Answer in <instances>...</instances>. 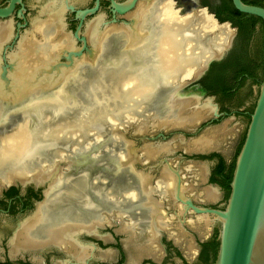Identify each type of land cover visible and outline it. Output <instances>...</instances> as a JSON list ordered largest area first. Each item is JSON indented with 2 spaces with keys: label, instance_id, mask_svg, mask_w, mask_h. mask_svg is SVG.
<instances>
[{
  "label": "water",
  "instance_id": "95a60500",
  "mask_svg": "<svg viewBox=\"0 0 264 264\" xmlns=\"http://www.w3.org/2000/svg\"><path fill=\"white\" fill-rule=\"evenodd\" d=\"M7 1L0 0V4ZM46 1L25 0L27 19L20 35L27 33L18 45L5 50L4 56H8L12 64L10 71L3 73L0 68V100L8 104L23 101L22 113L34 106L22 115L18 125L6 129L13 128L11 132L0 138V187L15 180L44 183L49 176L33 172V163L41 162L39 158L35 160L39 151L47 148L57 164L67 163L68 157L76 152L74 148L82 146L83 137L99 133L102 137L91 150L102 152L116 145L126 163L136 162L135 155H144L146 165L164 157L165 162L168 161L165 164L170 170L162 166L161 177L156 181L159 196L153 205L156 213L145 234L150 242L138 241L135 229L121 226L120 231L127 234V247L133 249L134 261L145 255L160 256L158 230H163L190 254L187 259L198 254L194 232L200 239L218 232L214 264H264V65L261 84L246 81L230 98H225L221 92L210 96L197 85L186 90L199 82L213 63L221 62L229 51L230 55L240 46L238 28L219 22L206 8L197 6L187 11L176 7L175 0H141L134 9L137 0L123 4L112 0L113 12L126 14L129 22L121 17L117 21L119 25L105 26L102 25L105 10L96 12L99 0L95 8L85 11L82 7L90 0ZM232 3L240 13L263 21V32L261 28L257 30L248 46L251 57L256 60L257 46L264 41V8L248 5L243 0H232ZM18 4H22V0H10L7 7L0 8V18H6L0 20V65L4 62L2 49L13 35L14 22L9 17ZM66 4L70 5L69 15L75 14L76 19L81 20L76 38L87 37L79 42L72 37L74 27L65 25ZM46 25L57 29L48 34L49 39L58 43L50 59L38 53V38ZM120 29L126 33L118 32ZM108 41H112V49L103 50L98 60L101 45ZM244 45L243 42L242 49ZM226 82L234 84V72L228 74ZM254 105L250 117V108ZM219 108L226 114L220 115ZM15 113L9 111L0 118V128L6 125L8 116ZM32 115L36 117L34 122L30 119ZM142 135L147 139L138 140ZM89 137L86 140L92 142ZM128 147L138 151L127 157ZM210 152L223 153L227 166L236 160L228 199L220 178L217 183H206L209 171L213 172L221 162L218 157L210 158L212 153L207 155ZM194 153L198 154L187 156ZM42 156V163L47 165L46 156ZM81 156L77 153L74 161ZM100 157L106 164L120 162L105 152ZM124 161L121 162L126 165ZM56 163L49 159L51 168L46 174L55 169ZM96 170L104 174L111 172L108 166L96 167L92 172ZM120 173L119 170L117 174ZM148 182L146 178L147 185ZM126 196L133 201L138 199L133 189ZM164 198H167L164 201L175 199V216L160 210ZM193 201L215 208L199 207ZM137 211L139 209L135 213ZM160 220L167 226L160 227ZM184 221L192 230L189 231L191 239L184 230ZM77 228L70 226L53 232L47 244L67 248L70 245L77 257L84 260L87 251H80L74 240L80 231ZM143 228L148 231L149 227L143 225ZM27 230L25 225L16 233L11 252L0 246V257L47 246L29 241ZM86 230L92 233L94 227ZM36 235L44 238L39 231ZM117 258L118 255L115 260Z\"/></svg>",
  "mask_w": 264,
  "mask_h": 264
},
{
  "label": "flooded vegetation",
  "instance_id": "af4514ba",
  "mask_svg": "<svg viewBox=\"0 0 264 264\" xmlns=\"http://www.w3.org/2000/svg\"><path fill=\"white\" fill-rule=\"evenodd\" d=\"M42 1L44 0H41V2ZM47 1L45 3H47ZM90 1L82 7V11L96 7L98 0ZM115 1L119 4L131 2V0ZM140 1L141 0H137L132 9H134ZM9 2L10 0H8L6 4H0V8L7 7ZM175 2L176 7H181L187 11L195 9L197 6L206 8L210 11V13L214 14L216 18L217 15L215 11H219L223 8L221 0H175ZM69 7L70 5L66 4L67 9L64 19L66 22L65 25L66 27H70V25L74 27L75 30L72 33V37L79 42L82 38L87 37L84 35V37L79 36V38H76L75 33L81 24V20L76 19L77 17L75 14L69 15ZM27 8L25 0H22V4L16 5L13 14L9 17L10 19L13 18L12 21L15 26L13 24V35L11 39L2 49L1 57L2 60L4 58V62H1L0 68L3 73L8 72V70L10 71L12 65L7 59L8 56H6V58L4 56L5 50L11 49L10 47L12 45L15 46L14 44L16 43L18 45L22 36L27 33L26 32L25 34L20 35L22 29L26 25ZM103 10L106 12V14L102 17V25L104 26L108 24H117L118 19L121 17H124V19L129 22V19L125 17L126 14L121 15L113 12L112 0H99V7L96 12H101ZM148 15L149 12L144 18L145 22L148 21ZM69 16L71 19H69ZM0 20H6V18H0ZM85 20L83 21V26ZM226 22L230 23L229 21ZM51 31L57 32V29L46 25L42 29L41 35H39L38 38L40 39L38 53L47 59H50L51 53L55 52L58 45L53 38H48V34ZM121 31L124 30H118V32ZM112 32L115 34V31ZM124 32L126 33V31ZM126 38L129 40L127 35ZM127 42L129 44V41ZM112 47V41L104 43L103 46L101 45L102 50L98 54V60L101 59L100 54L103 50H111ZM233 47L231 49H233ZM127 53L128 52H126V54ZM229 53L230 51L226 54L224 59L227 55H229ZM213 64L199 82L187 87L186 90H189L193 86L197 85L206 90L208 95L211 96L209 91L203 85V81L208 77ZM252 65L254 66L255 63L252 62ZM71 74L72 73H70L69 76ZM98 80L101 81V79ZM68 89L70 90L71 88ZM0 102L3 104L0 106V118H4L5 115L9 114V111L17 113L9 115L5 120L6 125H3L0 128L1 138L2 135L9 133V131L11 132L13 129L12 128L8 131L6 130L7 128H11L14 124L18 125L22 115L33 110L34 106L28 111L22 113L20 108L22 107L21 105L23 101L17 104H8L3 102V100H0ZM219 114L225 115L226 113L219 108ZM30 119L34 122L36 117L32 115L30 116ZM113 131L115 132V130ZM142 136V138L137 139H147L146 136ZM87 137L89 136L83 137L84 141L82 142L83 144L81 147L74 148L76 152L68 157L69 159L67 163L57 164L56 160L53 159L52 156H49L48 151L50 153V150L47 148L39 151L40 153L38 152L39 154L36 155L35 160L39 158L41 162L38 164L33 163V172L38 171L49 176V179L44 183L37 184L34 181L23 183L21 180H15L13 182L3 184L5 185L3 189H1L3 185L0 187V246H2V249L11 252V243L15 238L16 233H18V231L25 225H27L28 228L26 237L29 241L47 245L44 249H27L16 256L5 253V256L0 257V264H214L215 251L213 249V245L217 242L214 232L209 235V238L204 239H200V237H198V233L194 232L196 234L194 237L196 240L195 248L198 254L193 259H187L186 256L190 254L185 251L181 244L177 243L173 238H170L168 233L163 230H158V245L161 248L160 256L154 257L145 255L141 259L134 261L131 257L133 249L127 247L125 243L127 234L120 231L121 226L125 225L126 228L132 227L135 229L137 231L138 241L142 243L150 242L149 239L145 238V234L149 232L152 226L153 215L156 213L153 206L157 203V199L159 198L156 193V181L161 177L160 171L162 166L164 167L165 165L167 169L170 170L165 164L168 161L165 162L167 159L164 157L146 165L144 164L146 161L145 156L143 155L142 157H139L135 155V150L137 149L134 150L132 146L130 148H126L127 154L125 155L127 157L135 155L137 157V161L126 163V160L124 161L121 157L122 154L120 153V155L117 152L118 148L115 145L112 148L104 149L102 152L116 157L120 162L118 161V164H106L105 162L103 163L100 157L102 154L100 150H98L99 152H96L95 149L91 150L92 145L96 144L102 136L99 133L93 134V136L89 137L92 138V142L87 141ZM88 152L89 154H87ZM213 152H210L207 155L211 153L213 154ZM77 153H81L82 156L74 161V156H76ZM43 154L46 156L44 161L47 165L42 163L44 159L42 158ZM196 154L198 153H194L192 155L187 154V156H193ZM217 154L225 159L223 153L218 152ZM49 159L54 160L56 164L55 169L49 174H46L47 170L49 171L51 168L48 167ZM72 159L74 162H72ZM121 161H124L126 165H124ZM189 161L194 162L199 160L190 159ZM102 166H108L111 171L110 174H104L102 172H98V170H96L97 173L92 172L94 168L98 167L101 169ZM119 170L121 171L120 175L117 174ZM147 170L150 172H146ZM214 171L210 173V176L208 173L206 183L210 182L214 178ZM150 173H152V175L154 173L155 176L150 175ZM145 174H149V176L146 177ZM158 174L160 175L158 176ZM146 178L149 180V185L146 183ZM77 185H80V188H77ZM132 189L138 194V199L136 201H133L131 198L126 196L127 193L132 191ZM166 199L164 198L163 201ZM193 203L199 207L215 208L213 205H199L195 201H193ZM175 208L174 199L173 201H164L160 210L169 213V216H175ZM136 209H139L137 213H135ZM135 216L138 217L133 219ZM31 221H33L32 224L30 223ZM185 221L183 227L187 236L191 239L190 236L192 235L189 231L192 230ZM143 225L144 227H149L147 228L148 231L143 228ZM70 226L78 227L77 229L80 230L78 231L79 233L74 236V240L77 242L80 251L83 249L87 251V256L84 260H80L77 257L75 249H72L70 245L67 248L54 243L47 244V242L51 241L53 232ZM163 226L166 227L167 223L160 220V227ZM90 227H94V231L92 233L86 230ZM37 231L43 234V239L37 237ZM117 255L118 258L115 260ZM193 255H195V253ZM63 256L65 259H63Z\"/></svg>",
  "mask_w": 264,
  "mask_h": 264
},
{
  "label": "trees",
  "instance_id": "16d2710c",
  "mask_svg": "<svg viewBox=\"0 0 264 264\" xmlns=\"http://www.w3.org/2000/svg\"><path fill=\"white\" fill-rule=\"evenodd\" d=\"M223 8L219 11H215L217 15V19L220 22L229 21L233 27L238 28V38L240 46L237 45L234 51L225 58L221 63H214L208 77L203 81V85L209 91L211 95L217 94V92H221L225 98L233 97L238 93L241 89L243 84L246 81H254L258 84H261L262 77H263V53H264V41L260 42L257 46V58L256 60L251 57L248 46L252 42L255 37L256 31L260 28L263 32V21L255 16L247 15L240 13L237 11L232 3V0L223 1ZM244 3L248 5L260 6L264 8V0H257L254 2H246L243 0ZM260 26V27H259ZM260 29V30H261ZM243 42L246 44L244 45L245 48L242 49L241 45ZM252 62L255 65H252ZM252 65V66H251ZM234 72V84L228 85L226 82L228 74ZM226 83V84H225ZM224 85V86H223ZM255 108H250V114L253 113ZM245 137L239 147V152L243 146ZM220 158L221 162L216 170V175L211 180L212 183H217V178L221 179L220 184L226 189L227 191V199L229 198L231 187L230 184L233 179V173L235 169V162L227 166L224 159L219 154H212L210 158ZM237 158V157H236ZM218 232L215 235L217 239ZM218 241L214 243V260H216L217 252H218ZM215 262V261H214Z\"/></svg>",
  "mask_w": 264,
  "mask_h": 264
}]
</instances>
